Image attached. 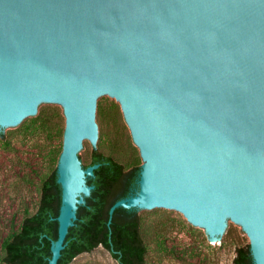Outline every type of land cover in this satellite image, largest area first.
Returning a JSON list of instances; mask_svg holds the SVG:
<instances>
[{
  "label": "water",
  "instance_id": "water-1",
  "mask_svg": "<svg viewBox=\"0 0 264 264\" xmlns=\"http://www.w3.org/2000/svg\"><path fill=\"white\" fill-rule=\"evenodd\" d=\"M110 99L143 160L110 218L179 212L215 242L233 222L264 264V0H0V131L45 106L66 119L49 264L94 190L80 158Z\"/></svg>",
  "mask_w": 264,
  "mask_h": 264
},
{
  "label": "rangeland",
  "instance_id": "rangeland-1",
  "mask_svg": "<svg viewBox=\"0 0 264 264\" xmlns=\"http://www.w3.org/2000/svg\"><path fill=\"white\" fill-rule=\"evenodd\" d=\"M102 113L104 144L100 150L87 144L80 158L83 168L89 167L94 150L114 157L125 169L141 166L139 148L120 104L115 99L102 101ZM65 125L63 109L45 106L39 121L22 131L7 128L0 137V264H5L2 242L20 227L27 213L36 210L42 181L58 165ZM139 215L150 264H233L237 245L249 243L240 225L233 222L215 242L179 212L142 210ZM71 264L119 263L100 246Z\"/></svg>",
  "mask_w": 264,
  "mask_h": 264
},
{
  "label": "trees",
  "instance_id": "trees-1",
  "mask_svg": "<svg viewBox=\"0 0 264 264\" xmlns=\"http://www.w3.org/2000/svg\"><path fill=\"white\" fill-rule=\"evenodd\" d=\"M40 118L41 115L37 121ZM0 137H4V130L0 131ZM3 141L10 147L9 142ZM93 165H99L94 177L88 179L94 190L78 209L77 221L69 230L58 264H71L79 255L91 253L100 246L119 264H150L139 211L119 208L110 218L111 207L137 189L141 166L125 169L114 157L97 150L89 166ZM61 200L56 167L42 181L36 210L27 213L20 227L2 242L5 264H49L52 241L58 237L56 218ZM235 250L233 264H254L249 243H239Z\"/></svg>",
  "mask_w": 264,
  "mask_h": 264
}]
</instances>
